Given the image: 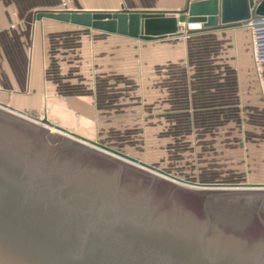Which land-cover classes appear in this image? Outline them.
<instances>
[{
	"label": "water",
	"instance_id": "1",
	"mask_svg": "<svg viewBox=\"0 0 264 264\" xmlns=\"http://www.w3.org/2000/svg\"><path fill=\"white\" fill-rule=\"evenodd\" d=\"M43 18L153 40L245 26L264 0ZM0 264H264V191L187 189L0 109Z\"/></svg>",
	"mask_w": 264,
	"mask_h": 264
},
{
	"label": "rangeland",
	"instance_id": "2",
	"mask_svg": "<svg viewBox=\"0 0 264 264\" xmlns=\"http://www.w3.org/2000/svg\"><path fill=\"white\" fill-rule=\"evenodd\" d=\"M156 44L138 48L132 63L141 73L134 69L129 78L162 82L152 88L173 93L174 101L156 105L154 97L142 104L148 99H140L142 87L133 83L139 109L117 139H84L47 110L49 126L41 114L1 103L0 109L187 189L264 191V63L257 65L252 37L248 61L229 39L210 33L192 36L184 29Z\"/></svg>",
	"mask_w": 264,
	"mask_h": 264
},
{
	"label": "crops",
	"instance_id": "3",
	"mask_svg": "<svg viewBox=\"0 0 264 264\" xmlns=\"http://www.w3.org/2000/svg\"><path fill=\"white\" fill-rule=\"evenodd\" d=\"M188 2L0 0V103L17 111L41 114V119H46L43 110H47L51 120L81 133L78 135L84 139L92 140L85 135L100 140L110 141L114 136L117 139L124 133L122 131L133 126L130 120L137 116L132 113L139 109L132 94L133 83L142 87L140 99H148L142 104H149L154 97L156 105L174 101V98H168L173 93L170 95L167 90L152 88L161 87L162 82L150 85L146 78L135 81L129 77L134 69H137L135 76L141 73L132 63L138 48L158 45L176 36L134 39L48 18L36 20L37 12H116L122 8L135 12H180ZM195 16L200 15L196 13ZM187 25L185 29H188ZM189 32L192 36L210 33L229 39L242 61L250 60L251 35L246 26H221ZM240 70L245 71L242 66ZM242 79L236 83L241 84Z\"/></svg>",
	"mask_w": 264,
	"mask_h": 264
},
{
	"label": "built area",
	"instance_id": "4",
	"mask_svg": "<svg viewBox=\"0 0 264 264\" xmlns=\"http://www.w3.org/2000/svg\"><path fill=\"white\" fill-rule=\"evenodd\" d=\"M251 29L252 45L257 65L264 63V18L251 20L247 25ZM189 30H202V23H190ZM261 67V66H260Z\"/></svg>",
	"mask_w": 264,
	"mask_h": 264
},
{
	"label": "bare ground",
	"instance_id": "5",
	"mask_svg": "<svg viewBox=\"0 0 264 264\" xmlns=\"http://www.w3.org/2000/svg\"><path fill=\"white\" fill-rule=\"evenodd\" d=\"M45 123H46V122H45ZM45 123H44V125H47V126H49L47 123H46V124H45ZM48 123H49V124H51L49 121H48ZM37 124H40V123H37ZM40 125H41V124H40ZM51 125H52V124H51ZM41 127H44V126H43V125H41Z\"/></svg>",
	"mask_w": 264,
	"mask_h": 264
}]
</instances>
